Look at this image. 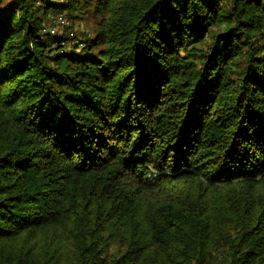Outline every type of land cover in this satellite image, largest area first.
<instances>
[{
    "label": "trees",
    "instance_id": "obj_1",
    "mask_svg": "<svg viewBox=\"0 0 264 264\" xmlns=\"http://www.w3.org/2000/svg\"><path fill=\"white\" fill-rule=\"evenodd\" d=\"M0 264H264V0H0Z\"/></svg>",
    "mask_w": 264,
    "mask_h": 264
},
{
    "label": "built area",
    "instance_id": "obj_2",
    "mask_svg": "<svg viewBox=\"0 0 264 264\" xmlns=\"http://www.w3.org/2000/svg\"><path fill=\"white\" fill-rule=\"evenodd\" d=\"M54 25L50 28V32L54 36H58L62 32V28H69L71 23L69 21L68 16L65 13H59L53 16ZM70 36L74 35L75 32L69 29ZM69 40V39H68ZM77 42H80L78 38H73V40H69L71 46L73 47Z\"/></svg>",
    "mask_w": 264,
    "mask_h": 264
},
{
    "label": "rangeland",
    "instance_id": "obj_3",
    "mask_svg": "<svg viewBox=\"0 0 264 264\" xmlns=\"http://www.w3.org/2000/svg\"><path fill=\"white\" fill-rule=\"evenodd\" d=\"M80 21L81 22H83V23H80ZM86 21H84V20H75V22H74V28H75V30H76V32H75V34L72 36H70L71 38H75V36H81V33H82V31H84L85 30V28H88L89 27V25H91V23H89V25H86V23H85ZM84 29V30H83ZM62 31L64 32V29L62 28Z\"/></svg>",
    "mask_w": 264,
    "mask_h": 264
}]
</instances>
